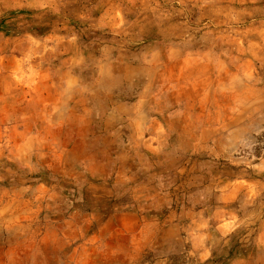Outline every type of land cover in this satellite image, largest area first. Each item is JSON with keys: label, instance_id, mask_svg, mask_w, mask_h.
<instances>
[{"label": "rangeland", "instance_id": "obj_1", "mask_svg": "<svg viewBox=\"0 0 264 264\" xmlns=\"http://www.w3.org/2000/svg\"><path fill=\"white\" fill-rule=\"evenodd\" d=\"M106 1L63 0L50 10L14 12L8 26L78 37L98 110L111 103L106 82L120 76L121 101L153 90L152 112H172L148 130L124 126L103 134L109 144L103 158L114 159L104 160L97 175L83 165L66 173L0 156V264H84L85 254L93 264H229L236 254L254 253L264 200L246 196L258 193L249 183L264 180V100L258 101L264 87L258 2L264 0H121L122 10H110L121 11L123 20L110 25L98 19ZM152 49L163 55L143 67ZM159 61L180 63L160 73ZM162 75L176 84L158 86ZM45 183L51 197L38 190ZM123 210L162 220L177 213L180 236L132 262L109 257L124 239L110 227L94 233L97 221L86 224L83 217ZM230 223L236 228H224Z\"/></svg>", "mask_w": 264, "mask_h": 264}, {"label": "crops", "instance_id": "obj_2", "mask_svg": "<svg viewBox=\"0 0 264 264\" xmlns=\"http://www.w3.org/2000/svg\"><path fill=\"white\" fill-rule=\"evenodd\" d=\"M59 1L63 0H0V156H10L9 158L21 164L43 165L66 173L68 167L83 165L88 173L97 175L103 162L109 163L114 159L112 155L103 158V149L109 148V144L103 142V134L114 135L118 133L116 130L124 126L132 127L135 132L148 130L160 116L169 115L172 110L165 112L158 109L157 112H152L148 103L153 90H143L135 99L121 101L118 92L124 78L120 76L113 77L110 83L106 82L112 86L103 87L108 91L106 96L111 103L106 110H98L96 102L92 100L95 94L88 93L84 73L86 55L80 43L75 41L78 37L52 30L38 33L36 29L18 30L8 26V16L14 12L50 10ZM69 1L73 0H66ZM120 1H106L105 7L100 11L99 21L109 25V22L116 24L122 21L121 11L112 14L110 10L111 5L119 6L118 9L122 10ZM259 9L264 11V3L258 2ZM258 38L264 41V25L258 29ZM169 52L176 53L175 48ZM161 55V50L147 51L142 59L143 67L152 64L147 61L148 58ZM105 62L102 61L100 66ZM179 63L159 61L156 65H159L158 69L163 73L169 65L174 68ZM98 78L102 80L99 85L104 86L102 76ZM157 83L158 86L171 85L176 84V80L162 75ZM183 84L190 83L183 80ZM157 97L162 100L160 95ZM259 100H264V87H258ZM124 120L126 121L122 123ZM259 165L264 169V160ZM252 185L258 188V193H248L246 199H256L259 203L264 200V180L249 183L247 188L250 189ZM49 189L51 187L46 183L38 185V190H42L44 196L51 197L47 193ZM226 212L232 213L229 210ZM104 214L100 217L88 212L83 221L86 224L87 221H97L94 233L110 227L111 235L124 239L117 240L122 247L114 249L112 255H108L112 258L119 255L127 262H132L143 251L172 242L180 236L177 213L171 212L168 214L170 218L166 220L130 210ZM228 217L235 223L231 215ZM256 221L254 253L236 254L229 264H264V205L258 207ZM225 227L236 228L231 223ZM96 241L94 245L97 244ZM100 243L111 242L100 240ZM203 255L202 259L207 257ZM94 261L91 254L84 255V264H93ZM112 264H118V261H113Z\"/></svg>", "mask_w": 264, "mask_h": 264}]
</instances>
